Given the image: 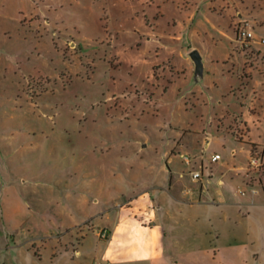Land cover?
<instances>
[{"label":"rangeland","instance_id":"374dc122","mask_svg":"<svg viewBox=\"0 0 264 264\" xmlns=\"http://www.w3.org/2000/svg\"><path fill=\"white\" fill-rule=\"evenodd\" d=\"M263 39L264 0H0V264H92L99 228L122 214L145 241L157 206L171 242L264 264V173L238 142L244 89L262 99Z\"/></svg>","mask_w":264,"mask_h":264},{"label":"crops","instance_id":"0c3cea01","mask_svg":"<svg viewBox=\"0 0 264 264\" xmlns=\"http://www.w3.org/2000/svg\"><path fill=\"white\" fill-rule=\"evenodd\" d=\"M203 65L205 69L204 59ZM203 76L204 70L202 75H197V77ZM223 80L226 85H223L222 83L220 85H215L214 80L212 81V83L214 84L215 88H222L221 92L228 95L229 89L226 83L227 79ZM254 81L258 82L262 86V88L257 89L258 93H256L257 95H259V97L261 96L262 99H256L254 102H251L252 100L249 99L250 91H247V89H244L243 91L244 97L242 98V100L246 101L241 104L242 110H240L239 112L241 119L248 126V129L246 130L247 134L245 133L244 135L245 138L243 139V141H238L232 134L226 132L223 133V136L225 138H233V140L240 142L243 145V149L247 150L249 159L252 156V152L249 148L248 143L245 141L247 137L252 143L258 144L259 148H264V143L255 138L256 130L263 124L262 118L264 120V74H256L254 76ZM247 92H249L248 95ZM253 105H255L256 107H254ZM190 168L192 167H189V170ZM230 170L237 173V176L239 177L240 175H242V173L248 175L250 172L249 167L246 168V166L244 165H235L230 168ZM195 171L198 170L195 169ZM259 172L260 177L258 178L257 182L263 184L264 177L261 178V175L262 173H264V170H260ZM211 180H209L210 183ZM219 181L221 184L224 183L223 180ZM247 183L251 187H254L255 185V183L251 185L248 179ZM190 193L192 192H190L189 190L185 192V194ZM240 194L245 195L246 192L241 191ZM257 194H259V191L253 188L251 190V195L254 196ZM187 202L192 207L196 205V202L194 200ZM234 204L235 203L233 201L229 202L227 200H224V202H222L224 210L231 209V207L235 206ZM157 211V213L151 212V216L147 219V224L145 223L143 226H138L140 233L146 236V240H143L142 242L139 241L138 243H134L130 241L131 226H129L127 220H124L122 218V214L118 216L117 220H115L111 228H99L100 231L102 229H105L107 236L105 237V239H101L100 232L98 233L99 229L96 231V235L100 240V251L98 252L99 260H94V262L101 261L108 262V264H231V261L228 258L229 250L227 249V247L235 249L234 245H229L227 247L216 246V248H214V254H212L213 246L198 245V239L196 237L193 238V242L189 244H181L177 240L171 242L172 234L169 226L170 223L168 222L171 221V218L170 216L161 217L160 212L163 211L161 206H157ZM77 255L80 256L81 253L77 251Z\"/></svg>","mask_w":264,"mask_h":264},{"label":"built area","instance_id":"2783aa9c","mask_svg":"<svg viewBox=\"0 0 264 264\" xmlns=\"http://www.w3.org/2000/svg\"><path fill=\"white\" fill-rule=\"evenodd\" d=\"M240 37H241V41L242 43H245L247 41V39L252 38V32L250 31H242L240 33ZM262 42H264V39L262 40ZM182 158L184 160V162L190 167L191 166V158L188 155H182ZM221 159V155L218 153H214L211 157V162H218V160ZM250 165L254 168L259 169L258 171L262 170V163H261V158L259 156H255V157H251L250 159ZM202 171H195V170H189V174L191 175L192 179L194 181H198V179L201 178L202 176ZM254 191V190H253ZM100 236L105 238L107 236L106 231H100ZM93 264H108V262H101V261H97L94 262Z\"/></svg>","mask_w":264,"mask_h":264},{"label":"water","instance_id":"95a60500","mask_svg":"<svg viewBox=\"0 0 264 264\" xmlns=\"http://www.w3.org/2000/svg\"><path fill=\"white\" fill-rule=\"evenodd\" d=\"M190 57L195 63V74L202 75L204 70V65H203V58L201 53L197 49H195L191 51Z\"/></svg>","mask_w":264,"mask_h":264}]
</instances>
